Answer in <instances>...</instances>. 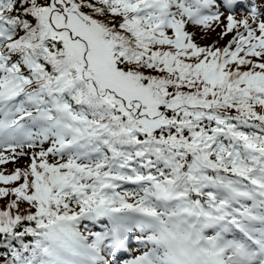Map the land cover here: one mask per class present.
<instances>
[{
    "label": "snow or ice",
    "instance_id": "6c2138e0",
    "mask_svg": "<svg viewBox=\"0 0 264 264\" xmlns=\"http://www.w3.org/2000/svg\"><path fill=\"white\" fill-rule=\"evenodd\" d=\"M23 159L0 264H264V0H0Z\"/></svg>",
    "mask_w": 264,
    "mask_h": 264
},
{
    "label": "rangeland",
    "instance_id": "374dc122",
    "mask_svg": "<svg viewBox=\"0 0 264 264\" xmlns=\"http://www.w3.org/2000/svg\"><path fill=\"white\" fill-rule=\"evenodd\" d=\"M29 161L27 159H23L21 161H19L16 164H12V166H10L11 164L5 165V166H0V170H5L6 174H10L14 171V169L16 167H20V168H25L28 165ZM13 167V169L11 170V168ZM138 254V253H137Z\"/></svg>",
    "mask_w": 264,
    "mask_h": 264
},
{
    "label": "trees",
    "instance_id": "16d2710c",
    "mask_svg": "<svg viewBox=\"0 0 264 264\" xmlns=\"http://www.w3.org/2000/svg\"><path fill=\"white\" fill-rule=\"evenodd\" d=\"M208 41H201V43H207ZM12 166V164L10 165ZM13 169V167L11 168V170ZM23 207H26V205H24Z\"/></svg>",
    "mask_w": 264,
    "mask_h": 264
}]
</instances>
